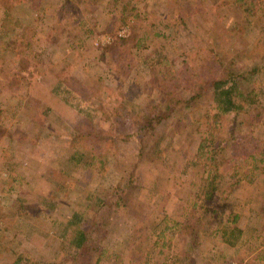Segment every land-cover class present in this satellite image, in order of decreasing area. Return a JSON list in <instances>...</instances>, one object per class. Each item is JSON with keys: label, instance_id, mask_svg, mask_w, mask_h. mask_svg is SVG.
Instances as JSON below:
<instances>
[{"label": "rangeland", "instance_id": "rangeland-1", "mask_svg": "<svg viewBox=\"0 0 264 264\" xmlns=\"http://www.w3.org/2000/svg\"><path fill=\"white\" fill-rule=\"evenodd\" d=\"M233 2L0 0V264H162L186 242L175 233L189 242L194 231L223 243L222 264L248 256L245 264H262L254 258L264 252V12L241 25ZM217 54L235 74L256 67L243 89L262 110L225 114L215 133L252 134L247 150L258 147L259 162L217 215L186 221L201 182L188 164L216 105L207 93L170 118L157 111L188 100L192 82L178 76L185 65L190 80L198 67L223 76ZM146 114L157 115L149 131ZM89 124L103 143L73 130ZM166 219L184 225L167 230Z\"/></svg>", "mask_w": 264, "mask_h": 264}, {"label": "trees", "instance_id": "trees-1", "mask_svg": "<svg viewBox=\"0 0 264 264\" xmlns=\"http://www.w3.org/2000/svg\"><path fill=\"white\" fill-rule=\"evenodd\" d=\"M69 1L70 0H64V4H67ZM233 8L237 9L242 14L241 25L248 24L251 21L253 22V19L261 17V13L264 12V10L261 11L260 3L257 0H234ZM8 15L9 14L7 12L4 16L5 20H7ZM262 15L264 16V14ZM134 18L140 19V15L136 14ZM158 35V32L154 33V36ZM224 53L229 55L230 51ZM226 54H224V56L227 58L228 56ZM215 59H218L216 61L217 64L221 65V69L225 70L223 76H207L205 70H203L205 68L198 67V76L197 74H194V79L190 80L188 78V73L193 72V69L189 70L185 65L184 70L178 71V76L180 78L182 76L183 80L185 82L187 80L189 84L192 82L186 87V89L191 91L189 92L190 96L188 100L178 98V100L173 101L175 104L169 101L167 102L164 109L157 111V114L160 117L159 119L170 118L174 113H177L178 105L183 103L189 104L192 102L199 103L207 93L211 94L212 102L216 105V114L212 115V113L208 110L205 113L204 117L207 119V124L205 127L208 130L205 131V135H200L198 146L192 157V161L188 164V166L190 165L200 169L199 176L201 182L198 184L197 193L188 194L186 206L189 207L190 210L185 214L186 221H190L192 218H194L193 215H196L197 213H200L201 217L209 214L217 215L218 211L221 210L220 207L226 205L229 192L238 183L248 181V176L254 174V171H257V164L259 162L255 156V154L259 152L258 147L254 150L253 155L249 154L251 147L249 143L250 141H253L252 134H249L242 139H235L233 135L224 138L222 136H218L215 133L216 130H218L217 127L218 123L221 122V117H223L225 114H234L235 116H238L246 111L247 108L256 109L257 114H259L258 109L262 110V108L259 106V102L255 100V93L251 91L247 92L245 89H243V85L245 83H250L252 78H254V69L256 67H252L250 71L238 72L235 74L232 69H227V67L225 68V64L221 63L222 61H219L218 54L216 55ZM209 66H211L210 63ZM61 83L62 81L60 80L58 84L61 85ZM167 96H169L168 93ZM161 113L162 116H160ZM156 116L157 115L153 114L141 116V129L149 131L155 128L157 126V124H155ZM236 118L238 117H234V119ZM91 124L85 128H82L81 126L74 127L73 130L77 136L86 142L91 140L94 143L95 141L97 143H103L102 139L104 138L105 140V138H107L106 134H103L104 132L102 130L91 126ZM198 125L200 126L199 122ZM233 132L234 131L232 129L230 133L233 134ZM145 133L148 134V132ZM260 160L263 161V159ZM215 200H218V204L216 203L213 205ZM238 218L239 216L234 215L233 220L231 222L228 221V228L230 227V224H237L239 221ZM166 222L173 224L172 227L166 226L167 230H173L175 228L176 230H181L184 225V222L180 221H171L166 219ZM226 232L228 235H233L232 237H236L237 233H241V231L237 229L231 232L226 230ZM84 234L85 233L82 232L81 236L75 241V245L73 243L76 249L83 247V243L86 241ZM231 242L234 244L232 240ZM263 254L260 253L254 258V260H264ZM19 263L20 259L16 260V262H13V264Z\"/></svg>", "mask_w": 264, "mask_h": 264}, {"label": "crops", "instance_id": "crops-1", "mask_svg": "<svg viewBox=\"0 0 264 264\" xmlns=\"http://www.w3.org/2000/svg\"><path fill=\"white\" fill-rule=\"evenodd\" d=\"M240 187H245L243 183L236 186V191ZM239 202V201H237ZM242 218V222H243ZM184 233H175L174 238L177 239L175 242H179V238L183 239L184 241L188 242L189 235H184ZM169 236V234H168ZM191 241L188 243L186 242H179V247H173V249L176 251V256L173 254L169 255L167 254L166 260L162 262V264H222V262L225 260L224 257L220 255V251L222 250L223 243L219 241H214L212 238H205L201 235H198V232H193V234L190 236ZM198 239V240H197ZM205 241H209L206 245ZM175 242H173V246H175ZM181 244V245H180ZM226 245V244H224ZM169 246V245H168ZM227 246V245H226ZM167 247L166 249H168ZM171 248V250L173 251ZM170 250V251H171ZM262 254L264 252H261ZM174 256V257H173ZM264 257V254H263ZM227 259V258H226ZM220 260V261H217ZM222 261V262H221ZM249 261V256L246 257L244 264ZM264 264V260H259Z\"/></svg>", "mask_w": 264, "mask_h": 264}]
</instances>
